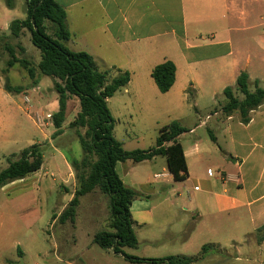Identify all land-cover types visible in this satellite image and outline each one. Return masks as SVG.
<instances>
[{
  "label": "rangeland",
  "instance_id": "rangeland-1",
  "mask_svg": "<svg viewBox=\"0 0 264 264\" xmlns=\"http://www.w3.org/2000/svg\"><path fill=\"white\" fill-rule=\"evenodd\" d=\"M260 14H264V8L258 9L257 17ZM26 17L25 0H14L13 9L8 7L7 0H0V135L6 133L10 138L7 141L0 140V172L10 162L18 160L24 149L34 144L43 146L44 164L37 173L0 188V264H69L62 257L66 250L75 249L77 256H72L70 262H77L82 257L81 253L86 252L85 244L95 233L110 230L109 198L97 189L81 197L74 221L62 223L59 219L54 220L55 215H60L68 208L78 187L68 158H81L83 152L77 131L85 134L86 128L70 127L80 112L79 100L74 97L68 102L62 133L54 137L57 129L52 117L57 113L59 105L53 78L41 76L40 82L34 86L20 63L8 65L12 55L18 59H27L34 66L41 58V52L33 45L28 30H24L19 38H15L10 31L14 20ZM251 26L252 30L245 29V34H241L247 35L246 43L250 47L264 46V21L257 19ZM6 77L11 85L23 86L26 92L7 93L4 90ZM256 81L259 87L264 88V75H252L249 82L251 92L256 90ZM225 82L215 93L206 87L198 95H194L190 89L162 95L156 88L155 93L146 92L138 100L126 93V88H122L108 103L115 119L114 136L126 151L148 150L156 145L163 126L179 121L182 126L190 128L193 122L206 120L209 112L215 109L223 111L226 103L224 89L236 85V80ZM235 92L239 99H244L239 91ZM158 97L189 98L174 106L170 105L166 112H159L156 108ZM191 97H200L198 108L194 106ZM209 97L216 98L211 100ZM199 133H204L210 143L214 142L206 127L199 130ZM189 137L187 134L184 141ZM165 166V158L159 157L156 162L134 163L129 160L122 163L118 170L128 186L132 185L141 195H145H139L132 205L135 220L133 228L139 245L136 248H125L128 254L138 258L192 256L197 258L192 264H264V242L258 241L264 240V227L260 231H253L247 216L240 226L232 217H223L215 225L218 228L216 235L208 232L207 235L196 234L198 242H193V246L188 249H181V240L172 242L173 239L168 236L174 228L192 233L193 216L182 209L190 205L188 193L194 198L195 191L185 188L181 183H173L175 188H172L166 178H154V174L161 173ZM124 167L131 174H124ZM211 170L215 172L214 168ZM159 184L168 186L163 190L158 188ZM178 193L181 194L180 198ZM145 205L151 206L153 213L137 214V209ZM143 221L148 225L140 227L138 222ZM249 232L250 235H244ZM85 233H89L90 238L84 236ZM233 239L240 244L234 243ZM205 245L207 250L203 252ZM94 250L98 254L93 259L107 253L97 244ZM105 255L106 260L98 259L93 264H133L120 256L116 258L112 254Z\"/></svg>",
  "mask_w": 264,
  "mask_h": 264
},
{
  "label": "crops",
  "instance_id": "crops-1",
  "mask_svg": "<svg viewBox=\"0 0 264 264\" xmlns=\"http://www.w3.org/2000/svg\"><path fill=\"white\" fill-rule=\"evenodd\" d=\"M56 1L67 12L71 37L66 46L72 51L90 54L101 71H111V78L120 72H129L131 79L124 88L136 100L144 97L146 92H156L158 87L152 70L167 60L176 65V82L169 92L163 94L159 91L162 95L185 92L187 89L198 95L206 87L215 93L219 86L225 85L226 80H237L242 72H247L250 80L252 75H264V46L250 47L246 43L247 35H241L245 34V29H253L251 23L255 20L264 21V14L257 17L258 9L264 8V0ZM40 60L36 61V65ZM40 77L38 75L39 82ZM188 98L158 97L156 108L159 112H166L170 105ZM191 98L198 108L200 97ZM215 98L209 97L211 100ZM182 127L186 132L178 141L186 156L187 180H174L165 157L147 160L156 162L159 157L165 158L166 166L161 173H155L154 178H166L172 188L173 183H181L195 191L194 198L188 193L190 205L182 209L193 216L192 233L174 228L168 237L173 239L172 242L181 240V249H188L193 242H198L196 238L202 233L216 235L218 228L215 225L225 216L235 219L238 226L247 216L252 230L260 231L264 227V105L251 113L248 124L241 122L238 113L226 116L223 111L215 109L207 114L206 120L193 122L190 128ZM204 127L215 137L214 145L204 133H199ZM187 134L191 137L184 141ZM9 139L6 133L0 135V140ZM120 166L122 163L117 164V172ZM129 173L124 167V174ZM167 186L159 184L158 188L164 190ZM177 196L180 198L181 194ZM145 206L139 207L137 214L153 213L151 206ZM132 219L135 221L133 213ZM138 225L142 227L148 223L143 221ZM96 234L85 244L86 252L81 253L84 258L70 262L72 256H77L74 248L66 250L62 257L69 264H93L98 259L106 260L105 254L126 260L112 250L93 259L98 254L93 251ZM248 234L251 232L244 235ZM83 235L90 238L89 233ZM232 241L240 244L235 239Z\"/></svg>",
  "mask_w": 264,
  "mask_h": 264
},
{
  "label": "trees",
  "instance_id": "trees-1",
  "mask_svg": "<svg viewBox=\"0 0 264 264\" xmlns=\"http://www.w3.org/2000/svg\"><path fill=\"white\" fill-rule=\"evenodd\" d=\"M27 17L14 20L10 31L19 38L24 30L31 35L33 45L40 50L41 60L34 66L27 59H18L12 55L8 65L20 63L28 76L37 85L38 75L49 76L54 80V88L58 94L59 109L53 115V123L57 131L54 137L62 133V124L66 118L68 102L77 98L80 112L71 123V128H86L85 134L77 131L82 147L80 159L68 158L74 171L78 187L74 196L60 215L54 220L66 223L75 220L81 197L99 190L109 198L110 230L97 233L94 242L104 250H112L114 254L123 256L132 263L147 264H192L197 258L188 256H168L164 258H138L125 253L124 248H136L138 238L133 229L131 206L139 196L132 187L127 186L119 176L116 166L129 160L141 163L157 156L167 159L169 173L175 181L188 178V165L182 144L178 138L186 132L178 121H173L160 129L156 145L148 150L126 151L121 142L114 136L115 119L108 106V100L119 90L127 86L131 76L129 72H120L111 78V71H101L95 59L84 51H72L66 46L71 33L67 25V12L56 0H25ZM10 8L14 0H7ZM22 50H24L22 48ZM11 53L13 52L10 49ZM152 77L163 94L169 92L176 82V65L164 61L152 70ZM4 90L9 94L26 91L23 86L11 85L9 79ZM250 78L242 72L236 80L235 87H226L224 95L226 103L223 112L226 116L238 113L243 124L251 120V113L264 105V88L249 90ZM235 90L244 95L241 100ZM211 139L215 137L210 133ZM44 164L43 146L34 144L23 150L21 157L9 163L0 172V188L13 182L24 180L41 170ZM207 250L203 246L202 251Z\"/></svg>",
  "mask_w": 264,
  "mask_h": 264
},
{
  "label": "built area",
  "instance_id": "built-area-1",
  "mask_svg": "<svg viewBox=\"0 0 264 264\" xmlns=\"http://www.w3.org/2000/svg\"><path fill=\"white\" fill-rule=\"evenodd\" d=\"M27 101H29V100L27 99ZM40 122H42V123H43V118H41V117H40Z\"/></svg>",
  "mask_w": 264,
  "mask_h": 264
}]
</instances>
